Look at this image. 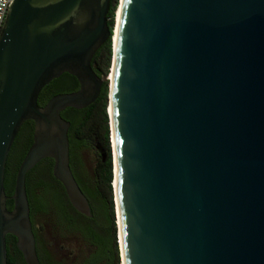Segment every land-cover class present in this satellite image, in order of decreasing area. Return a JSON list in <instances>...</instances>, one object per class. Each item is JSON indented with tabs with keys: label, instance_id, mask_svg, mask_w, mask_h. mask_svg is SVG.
<instances>
[{
	"label": "water",
	"instance_id": "1",
	"mask_svg": "<svg viewBox=\"0 0 264 264\" xmlns=\"http://www.w3.org/2000/svg\"><path fill=\"white\" fill-rule=\"evenodd\" d=\"M110 1L8 6L0 32V264L7 234L26 264H39L25 179L43 158L53 160L72 207L90 215L60 112L100 94L104 80L91 61L111 35ZM113 54L120 264H264V0H123ZM64 72L78 89L38 105L41 89ZM26 120L33 141L7 209L6 157Z\"/></svg>",
	"mask_w": 264,
	"mask_h": 264
},
{
	"label": "trees",
	"instance_id": "2",
	"mask_svg": "<svg viewBox=\"0 0 264 264\" xmlns=\"http://www.w3.org/2000/svg\"><path fill=\"white\" fill-rule=\"evenodd\" d=\"M116 0L110 1V10L107 15V23L112 35L113 15ZM111 35L108 40L95 52L92 62H97L102 51L106 52L105 68L97 75L106 74L111 53ZM107 82L103 81L98 98L87 107L76 109L67 107L60 114L70 125L68 128L69 140V167L79 185L81 191L86 196L90 215H84L71 207L63 186L54 181L41 185L40 195L35 199V207L46 213L52 210L67 230L78 234L82 240L90 246L88 254L79 261L64 262L57 260L54 256L51 264H120V256L117 242V230L115 225V214L112 201V154L110 145V128L108 127V116L106 114L107 105ZM79 87L77 79L64 72L59 77L51 80L42 89L41 94L51 89L61 92H71ZM27 121H24V125ZM102 133V134H101ZM101 135L100 145L105 158L99 159L94 177L86 176L82 170L81 160L78 155L80 148L87 146L89 138ZM11 203H7V208ZM79 215L78 219L74 214ZM10 234H7L8 237ZM40 254V252H39ZM41 259V258H40ZM41 264L45 262L40 261ZM7 264H10L7 259Z\"/></svg>",
	"mask_w": 264,
	"mask_h": 264
},
{
	"label": "flooded vegetation",
	"instance_id": "3",
	"mask_svg": "<svg viewBox=\"0 0 264 264\" xmlns=\"http://www.w3.org/2000/svg\"><path fill=\"white\" fill-rule=\"evenodd\" d=\"M95 63H96L95 61L92 62V68L96 72ZM55 90L56 89L53 88L48 92L42 94L40 91L37 97L38 105L40 106L44 105L51 96L59 93ZM26 121L27 122L24 125L20 126L6 157L3 183H4L5 194L7 195L6 207L8 202L11 203V207L9 209L12 208V200L9 197L12 194L13 180L16 169L33 141L34 124L31 120H26ZM39 165H40V170L37 173H32V170ZM52 167H53V160L51 158H43L31 170L27 172L25 179L26 193L29 204V214L32 224V230L35 237V250L39 264H41L40 261L45 262V264H51L53 254L50 251V249L45 245V242L39 237L36 231L34 224V215L36 213H41V212L35 207L34 202L35 199L40 195L42 184L53 183L54 181L59 182L52 174ZM5 240H6L7 259L9 260L10 264H26L25 261L23 260L21 252L16 247V238L13 235H9L8 237H5Z\"/></svg>",
	"mask_w": 264,
	"mask_h": 264
},
{
	"label": "rangeland",
	"instance_id": "4",
	"mask_svg": "<svg viewBox=\"0 0 264 264\" xmlns=\"http://www.w3.org/2000/svg\"><path fill=\"white\" fill-rule=\"evenodd\" d=\"M118 5H119V0H116L114 15H113V28L115 27L116 10ZM111 53H112V47H111ZM105 57H106V52L102 51L97 59V62L95 63L96 72L100 73V71L105 68ZM111 68H112V54L110 55L106 74L100 75L103 78V80H106L108 86H109V75L111 73ZM108 104L109 102H108V93H107L106 109L108 108ZM107 113L108 112L106 110V114ZM108 127H109V120H108ZM100 141H101L100 134L96 137L92 136L91 138H89L88 145L80 148L78 151V155L82 164V170L84 171L86 176H89L91 178L96 175L95 170L99 163V159L101 157L103 159L105 158L102 147L100 145ZM39 170H40V165L36 166L32 170V173H37ZM113 197L114 195L112 189V201L114 207ZM72 214H74V216H76L78 219H82L79 217L78 214L74 212ZM114 214H115V210H114ZM34 224L39 237L45 242V245L50 249L53 256L57 260L64 261L67 263L79 261L83 257H85L90 251V246L87 245L82 240V238L78 236V234L67 230L62 224H60L59 219L56 217V215L53 213L52 210H49L46 213H36L34 215Z\"/></svg>",
	"mask_w": 264,
	"mask_h": 264
},
{
	"label": "bare ground",
	"instance_id": "5",
	"mask_svg": "<svg viewBox=\"0 0 264 264\" xmlns=\"http://www.w3.org/2000/svg\"><path fill=\"white\" fill-rule=\"evenodd\" d=\"M122 3H123V0H119V5L117 7V10H116V22H115V27L113 28V32H112V47H113V51H114V54L116 52V47H117V37H118V30H119V24H120V18H121V12H122ZM113 54V55H114ZM114 63H115V55H114V58H113V62H112V68H111V73L109 75V80H111V87H112V81H113V71H114ZM108 115H110V118H111V129H112V133H111V148L113 149V161H114V180H113V187L115 189V192H116V173H117V169H116V155H115V141H114V135H113V120H112V100H111V97H110V101H109V104H108ZM115 198H116V204H117V215H118V224H119V208H118V200H117V195L115 193ZM119 238H120V243H121V235H120V232H119Z\"/></svg>",
	"mask_w": 264,
	"mask_h": 264
},
{
	"label": "built area",
	"instance_id": "6",
	"mask_svg": "<svg viewBox=\"0 0 264 264\" xmlns=\"http://www.w3.org/2000/svg\"><path fill=\"white\" fill-rule=\"evenodd\" d=\"M12 0H0V32L8 11V6Z\"/></svg>",
	"mask_w": 264,
	"mask_h": 264
}]
</instances>
